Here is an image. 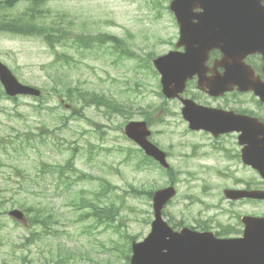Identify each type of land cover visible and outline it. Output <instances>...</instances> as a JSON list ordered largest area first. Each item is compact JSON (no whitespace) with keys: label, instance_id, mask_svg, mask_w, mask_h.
<instances>
[{"label":"rangeland","instance_id":"374dc122","mask_svg":"<svg viewBox=\"0 0 264 264\" xmlns=\"http://www.w3.org/2000/svg\"><path fill=\"white\" fill-rule=\"evenodd\" d=\"M33 1L0 0V60L22 83L46 92L43 103L34 97L18 102L0 97V264H57L60 259L130 264L128 236L143 240L154 220L145 192L168 186L178 191L164 211L175 228L206 227L217 234L240 232L223 237L240 236L242 215H264V202L235 203L223 194L227 188H264L259 173L219 158L223 153L205 135L192 137L179 103L162 94L151 60L174 50L178 41L171 0H42L32 8ZM31 14L47 30H55L46 27L52 23L71 30L70 43L56 47L67 59L58 61L42 37L2 32L4 24L19 21L14 16ZM96 39L117 40L138 57L116 51L112 43L90 50L71 44ZM70 87L105 97L120 110L88 106L79 95L66 98ZM147 118L151 141L168 151L170 171L155 164L134 167L140 150L123 129L130 120ZM181 139L185 144H179ZM71 158L88 179L78 180L69 169L62 178L55 173V166ZM16 209L24 212L25 224L9 215ZM35 214L51 217L48 225H34Z\"/></svg>","mask_w":264,"mask_h":264},{"label":"water","instance_id":"95a60500","mask_svg":"<svg viewBox=\"0 0 264 264\" xmlns=\"http://www.w3.org/2000/svg\"><path fill=\"white\" fill-rule=\"evenodd\" d=\"M222 0H174L171 10L176 15L180 26L181 37L178 47L183 45L187 36L194 32L189 22L198 15H193L197 8L213 9ZM177 51L155 59L154 63L161 73L163 93L168 98L178 97L185 89L187 79L198 74L201 68L198 60L190 63L187 58L192 53ZM231 73H226L225 79ZM0 82L10 97L19 95L40 97L42 92L34 87L22 84L13 72L0 61ZM203 81L199 80V85ZM218 82L206 81L201 87L210 88L216 92ZM183 112L191 123V128H209L210 125L202 118L205 109L184 101ZM127 134L134 139L148 155L153 156L165 167H169L166 154L148 140L151 132L146 122H132L127 127ZM263 153L255 152L247 147L249 153L247 163L253 165L264 176ZM261 158V159H260ZM176 194L173 187L159 190L154 195L155 221L152 231L142 242H133L131 264H264V217L244 216V237L217 238L213 233L197 232L184 228L180 233L174 232L167 221L163 220L162 212L168 201ZM227 198L239 200L242 198L264 199V191L227 190ZM14 219L26 222L25 215L20 210L10 213Z\"/></svg>","mask_w":264,"mask_h":264},{"label":"flooded vegetation","instance_id":"af4514ba","mask_svg":"<svg viewBox=\"0 0 264 264\" xmlns=\"http://www.w3.org/2000/svg\"><path fill=\"white\" fill-rule=\"evenodd\" d=\"M195 14L214 16L198 29L201 77L195 75L178 97L168 99L179 103L189 131L195 133L192 137L207 131L211 146L223 153L219 158L248 167L243 146L264 145V0H222L217 11L197 10ZM175 50L185 53L187 45L178 48L176 44ZM227 67L230 80L237 81L228 86L232 89L213 92L199 86V79L203 84L221 81ZM184 101L205 109L202 118L209 128L196 131L190 127Z\"/></svg>","mask_w":264,"mask_h":264},{"label":"trees","instance_id":"16d2710c","mask_svg":"<svg viewBox=\"0 0 264 264\" xmlns=\"http://www.w3.org/2000/svg\"><path fill=\"white\" fill-rule=\"evenodd\" d=\"M42 2V0H34L33 3L31 4L32 8H38L40 7V3ZM10 4V3H9ZM16 19H18L19 21H14L12 23H16V24H12V23H6L3 25L2 28V32H7L8 30L10 32H15V33H27L28 32V36H35V37H42L45 42L48 44V46L50 47L51 51L55 54L56 59L58 61H60V57H63L65 59H67L66 55H60L58 52H56V47L58 45H63V46H67L70 43V39H69V35H70V31L69 28H59L57 26L56 23H52L50 26H46V27H53L55 30H47L46 28H44L41 25L42 19L39 17H36L34 14H31L30 17H28L27 15H25V18L22 17H17L14 16ZM26 17H27V21L31 24V26L26 25ZM25 24V25H24ZM46 25V24H45ZM62 27V26H60ZM1 85V83H0ZM2 87V85H1ZM0 87V88H1ZM3 88V87H2ZM76 91L75 96H73L74 92ZM73 88H66L65 94H63L64 97H71V99L73 97H77L79 95V97L81 98V100L86 103L88 106H90L93 103H97L99 105H104L107 107H113L116 109L120 110V107H117V105H114L109 99L105 98V97H98V95H95V97L89 96L88 93H85L83 90H75ZM0 97L2 98H6L8 100H12L13 102H18L20 100V98H10L6 96V93L3 89L0 90ZM46 98V92L43 91V96L41 98H36V100L40 103H43V101ZM75 115H81L79 111H77L75 109ZM150 115V113H149ZM150 120V119H149ZM151 124V123H150ZM131 159V157L127 158V161H129ZM150 158L146 157L143 152L140 151L139 157H136V162L134 164L135 169L141 170L147 167V165H149L151 163ZM153 161V160H152ZM70 170L72 172V175H77V179L82 181V180H86L89 178L88 174H85L83 172H79L77 167L75 166L74 163V158H71L67 161L66 165H59V166H55V173L59 174V177L62 178L64 176V171L65 170ZM134 193L135 194H139L141 193L138 189H134ZM148 197H152L153 195V191H147L145 192ZM94 210H98L97 207H94ZM100 212V210H99ZM110 212L112 213V211L110 210ZM98 213H94V216L96 217ZM51 217H46L42 214H35L32 218L31 221L34 223V225L36 224H42L43 226L48 225L49 223V219ZM129 242L132 243V240L134 239L131 236H128ZM68 260H70V257H67ZM60 262H57V264H67V262H65V260H59Z\"/></svg>","mask_w":264,"mask_h":264},{"label":"bare ground","instance_id":"6f19581e","mask_svg":"<svg viewBox=\"0 0 264 264\" xmlns=\"http://www.w3.org/2000/svg\"><path fill=\"white\" fill-rule=\"evenodd\" d=\"M23 97H25V95H22Z\"/></svg>","mask_w":264,"mask_h":264}]
</instances>
